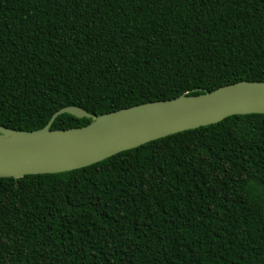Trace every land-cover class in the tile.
<instances>
[{"label":"trees","instance_id":"trees-1","mask_svg":"<svg viewBox=\"0 0 264 264\" xmlns=\"http://www.w3.org/2000/svg\"><path fill=\"white\" fill-rule=\"evenodd\" d=\"M242 81L264 82V0H0L2 127ZM0 264H264V115L0 178Z\"/></svg>","mask_w":264,"mask_h":264},{"label":"water","instance_id":"water-1","mask_svg":"<svg viewBox=\"0 0 264 264\" xmlns=\"http://www.w3.org/2000/svg\"><path fill=\"white\" fill-rule=\"evenodd\" d=\"M201 92L99 116L79 107H65L55 112L43 128L33 131L0 126V178L18 180L71 172L232 116L264 115V82L242 81ZM63 114L91 122L79 128L52 130L55 119Z\"/></svg>","mask_w":264,"mask_h":264}]
</instances>
